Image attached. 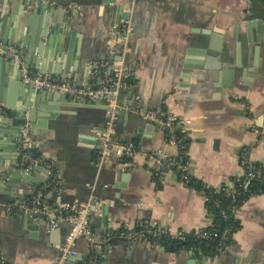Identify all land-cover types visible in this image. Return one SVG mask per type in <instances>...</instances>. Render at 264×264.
Instances as JSON below:
<instances>
[{
  "label": "crops",
  "instance_id": "obj_1",
  "mask_svg": "<svg viewBox=\"0 0 264 264\" xmlns=\"http://www.w3.org/2000/svg\"><path fill=\"white\" fill-rule=\"evenodd\" d=\"M45 1L56 8L55 19L50 17L48 23V31H54L50 41L47 36L41 42L46 55L38 58V67L57 73L53 78L77 83L88 80L94 64L108 70L126 68L131 82L116 99L115 137L135 142L139 151L129 166L111 158L96 171L95 142L90 139L102 130L106 111L45 100L42 105L52 119L38 130L32 150L42 164L29 173V185L18 180L13 173L22 167L13 137L23 122L7 113L20 109L14 93L20 85L19 69L0 67V259L7 264H55L59 259L67 223L47 230L36 216L8 214L2 208L47 184V162L55 163L61 185L52 213L64 203H89L91 209L97 202L91 217L95 238L120 227L140 230L156 224L185 233L212 227L201 191L184 185L172 172L161 184L156 182L145 153L177 151L165 145L158 127L143 122L133 110L166 109L189 122L184 150L189 174L207 187L234 184L241 175L238 156L244 149L250 163L264 168V0H116L129 8L122 10L130 25L126 35L120 32L125 23L121 12L114 13L103 0ZM44 15L24 10L20 2L0 0V36L12 43L31 42ZM31 121L37 124L44 118L35 114ZM123 174L128 179L121 189L116 186ZM106 202L111 209L104 234L98 207ZM235 220L238 226L228 246L213 258L201 250L171 253L142 244L99 254L96 264H264V195L246 200ZM74 249L77 262L87 257L84 241Z\"/></svg>",
  "mask_w": 264,
  "mask_h": 264
},
{
  "label": "built area",
  "instance_id": "obj_2",
  "mask_svg": "<svg viewBox=\"0 0 264 264\" xmlns=\"http://www.w3.org/2000/svg\"><path fill=\"white\" fill-rule=\"evenodd\" d=\"M75 8H77L75 6ZM120 32L128 34L130 25L125 22L120 28ZM115 50L114 46L110 47ZM14 48L0 43V55L6 58L12 57ZM126 68L120 65L115 70H108L103 65H92L89 78L85 83H77L67 77L53 78L47 74L31 76L27 71H22V82L32 85L35 90L47 91L61 95H69L76 99L94 102L96 100H104L107 103L106 120L103 128L95 137L94 166L99 171L111 159L118 158L122 161L123 166H129L134 161L135 155L138 153L136 145L129 141H121L115 137L118 126L117 117V91L128 88L124 79L127 77ZM134 113L138 114L140 119L148 124L158 127L165 135V145L176 149V154L171 155L163 149L150 150L145 156L151 161L153 166V175L158 184H161L168 173H174L180 182L189 185L192 180L189 174V161L184 152V142L187 139L185 129L189 124L166 109H146L136 107ZM32 140L30 128L27 125L21 127L19 137L16 140V148L18 150L21 169L24 174H29L34 167L42 164V162L32 154ZM239 167L241 171L240 182L235 189L232 186H219L216 192L224 191L227 196L235 199L240 194H247L249 198L256 196L249 188L253 179L259 178L264 182V171L260 167L247 160L246 150L244 149L238 156ZM49 180L56 173V165L53 162L43 163ZM264 170V169H263ZM57 191H61L58 179L55 183ZM91 191L93 186L90 187ZM238 191V192H236ZM30 196L23 200H13L2 204V208L8 214L24 213L40 218L45 229L54 230L61 224L67 223L69 230L58 247L59 259L55 264H96L100 256H107L113 253L118 247L129 248L132 245H150L154 248L158 246V240L152 238L167 239L176 242H185L187 236L195 239L215 241L218 248L226 249L227 241L230 236V230L225 227L220 233L211 232L209 229H200L190 233L182 231H173L171 229H161L156 224L147 227L146 232H138L133 228L125 227L122 232L115 235L121 240L120 244L110 242L108 237L95 238L92 229V218L90 215V205L78 203L61 204L56 214L52 213L47 202V196L41 189H34ZM264 195V194H260ZM204 196V195H203ZM248 198V199H249ZM205 203L209 199L204 196ZM246 202V201H245ZM237 208L231 206L229 208V216L235 219ZM220 216L226 220L229 216L225 211L220 212ZM78 241H84L87 245L88 255L80 262H77V253L75 245ZM0 264H7L0 259Z\"/></svg>",
  "mask_w": 264,
  "mask_h": 264
},
{
  "label": "water",
  "instance_id": "obj_3",
  "mask_svg": "<svg viewBox=\"0 0 264 264\" xmlns=\"http://www.w3.org/2000/svg\"><path fill=\"white\" fill-rule=\"evenodd\" d=\"M15 2L22 5V8L24 10H34L36 14H43L45 13V18L42 23H40L38 29L33 34L32 41L30 40L27 42H24V44L21 43H12L10 41H7L3 36H0V43L6 44L7 46L16 47L15 51L12 53V58H6L5 56L0 55V67H3L5 65L9 66H15L17 69H19L18 73V81L20 85H16L17 90L14 92L18 94L20 103L17 104V106L20 109L17 110H11L8 112V116L10 118H16L20 116L21 121L23 123L19 124L18 129L16 130V134L13 137V141L15 138L17 139L19 137V131L22 126L27 125L30 128L31 133V140H32V150L36 149L37 141H38V130L46 129V121L49 119H52V116H47L46 109L42 105L45 103V100L47 101H58V102H66V103H74L81 105L83 107H87L88 109H98L102 108L103 110H107V103L104 100H96L94 102H87L82 101L79 99H76L75 97L69 96V95H61L56 93H50L47 91H38L35 90L32 85L23 84L22 82V71L25 70L28 72L31 76H36L37 74H47L51 77H53L54 74L52 70L48 69L42 65L41 67H38L39 63V57H45V52L41 50V42L43 39H45L47 36H49L53 33V29L48 31V23L49 18L54 17V12L56 10L55 7H50L49 3H47L45 0H7V2ZM105 4H109L112 7V11L115 13L117 11L121 12L120 20L122 22H126L128 20V13H122V10L129 9L127 8V5L125 3H116V0H103ZM131 5H129L130 7ZM54 26H52L53 28ZM51 37L49 38L50 41ZM49 45V43H46V47ZM119 61V60H116ZM186 76V75H185ZM185 78V77H184ZM186 79V78H185ZM124 91L122 89L117 91V98H119ZM4 107L7 109H14L13 105L5 103ZM30 110V113H29ZM39 114L40 117L44 118V121H41L40 123L33 124L31 121V118L33 115ZM0 116H4L3 111L0 110ZM47 119V120H46ZM10 138V137H9ZM12 139V138H11ZM90 142H95V136L93 135L90 139ZM10 147V145H9ZM16 148V146H15ZM117 159V158H116ZM13 175L20 180L23 178L25 180V184L29 185L30 181H32L30 174H24L22 172V169L20 167H17V171L13 173ZM128 179L127 174L122 175V181L118 183L116 187L124 189L125 188V181ZM96 207L97 202L93 201L91 204L90 209V215L91 217L95 216L96 213ZM111 209V204L101 203L98 207L99 217L100 221L102 223V230L103 233L106 234L109 228V211ZM37 230L35 227L29 228V230ZM59 232V230H57ZM35 236V235H33Z\"/></svg>",
  "mask_w": 264,
  "mask_h": 264
},
{
  "label": "trees",
  "instance_id": "obj_4",
  "mask_svg": "<svg viewBox=\"0 0 264 264\" xmlns=\"http://www.w3.org/2000/svg\"><path fill=\"white\" fill-rule=\"evenodd\" d=\"M127 73V72H126ZM124 81L127 83L128 87L130 86V77L128 76L124 79ZM135 144V142H134ZM187 145V139L184 142V150ZM137 147V146H136ZM33 154H35L34 151H32ZM255 167H262L261 165H255ZM263 168V167H262ZM261 168V169H262ZM264 169V168H263ZM262 169V171H264ZM56 174V173H55ZM53 175V177L47 182V184L40 188L45 194H49V198L47 199V202L50 207H53L54 200H55V192L57 191V185L56 180L57 177L56 175ZM239 177L235 182H234V187L237 189V186L240 182ZM61 186V185H60ZM189 187H193L199 191L202 192V194L209 199V202L207 201L205 203L206 210L209 214V216L212 219V227L209 228V231L211 232H217L220 233L223 228L227 227L230 230V236L227 241V246L230 242L232 233L236 230L238 226V222L231 216H229V208L231 206H235L237 209L246 201L248 200L249 196L247 194H240L238 197L235 199H232L230 196H227L224 191H219L216 192L215 189L211 187H207L204 184H202L200 181L197 180H191ZM226 185H223V187ZM252 192H254L256 195L264 194V182H262L259 178L253 179L251 181V184L249 186ZM238 192V191H236ZM30 195L26 196L24 199L28 198ZM225 211L227 215L229 216L226 220H224L220 216V212ZM92 232L94 233V228L91 226ZM125 228L120 227L117 230H111L109 233H107L104 237H108L110 239L111 243L114 244H120L121 240L116 236V233L122 232ZM135 231H141V232H146L147 228L144 229H136ZM152 240H158V246L164 248L167 252L171 253H179L184 250H193L199 251L201 250L204 256L208 257H215L220 255L222 253L223 249L218 248L216 245L215 241H208V240H201V239H195L192 236H187L185 242H176V241H169L167 239H158V238H152ZM157 246V247H158ZM156 248V247H155Z\"/></svg>",
  "mask_w": 264,
  "mask_h": 264
}]
</instances>
